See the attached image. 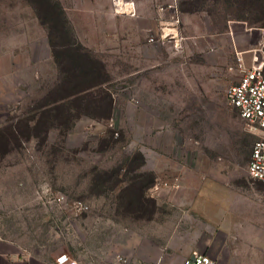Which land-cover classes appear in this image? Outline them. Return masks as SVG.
Listing matches in <instances>:
<instances>
[{
  "label": "rangeland",
  "instance_id": "374dc122",
  "mask_svg": "<svg viewBox=\"0 0 264 264\" xmlns=\"http://www.w3.org/2000/svg\"><path fill=\"white\" fill-rule=\"evenodd\" d=\"M172 4L177 41L161 37L167 25L146 31L138 72L136 57L130 66L81 49L96 68L83 82L76 70L57 76L39 59L44 50L31 40L38 11L28 0H0L1 238L49 262L65 252L86 264H119V255L146 258L133 243L150 239L143 226L183 224L201 236L212 264H264V184L247 173L261 132L225 99L237 80L228 70L232 45L222 40L225 52L216 51L224 20L263 27L264 0ZM159 174L164 180L155 181ZM164 181L177 184L151 189Z\"/></svg>",
  "mask_w": 264,
  "mask_h": 264
},
{
  "label": "crops",
  "instance_id": "0c3cea01",
  "mask_svg": "<svg viewBox=\"0 0 264 264\" xmlns=\"http://www.w3.org/2000/svg\"><path fill=\"white\" fill-rule=\"evenodd\" d=\"M56 1L62 9L69 29L71 45L74 48L76 47V51L82 48L90 56L108 55L110 53L113 56H120L124 63L130 66H132L133 59L136 57V72L141 70V65H144L146 58V46L148 45L145 43L146 31H155L154 33L157 34L161 24L167 25L169 39L177 41L176 29L174 26H170L173 24L172 0H131L136 7V15L133 16L113 14L110 10V0ZM33 18L35 22L33 26H36L38 35L37 33L32 35L31 40H39L44 50V54L39 59L48 63L52 68L54 67L58 76L60 71H64L61 65L69 66L66 49L68 44L56 42L54 34L50 32L48 25L40 22L34 12ZM224 23L228 26L217 35V53L225 52L222 40H227L232 45L231 53L234 61L236 52H242L245 61L248 63V54L245 53L261 40L264 41V28L250 27L243 19L228 18L224 20ZM29 40L28 38L27 41ZM54 51H57L56 55ZM127 71H134V67L132 69L128 68ZM159 175L155 181H161L162 177ZM190 182L193 184V181ZM200 192L202 193L203 191ZM221 213L223 214V212ZM143 227L146 229V234L152 231L149 234L151 235L150 239L145 235L143 240L135 239L132 242L140 245L137 247V251H141L146 258L141 257L137 252L139 259L132 261L128 259L129 264L130 262L131 264H184V260L191 258L194 253L205 254L199 246L201 236L189 234L191 228L193 229L192 232H196L192 225H153L152 229L147 226ZM219 227L223 231L226 230L224 224ZM151 244L152 246L154 245L153 250H150ZM253 244L256 243L254 242ZM155 246L158 248L157 251ZM161 248H163V251ZM209 258L211 261H215L214 258L210 256ZM229 260L231 259L226 257L224 264H231ZM234 262L233 264H257L247 258L245 259V257H242L240 261ZM0 264H51V262L29 255L15 242L0 237Z\"/></svg>",
  "mask_w": 264,
  "mask_h": 264
},
{
  "label": "built area",
  "instance_id": "2783aa9c",
  "mask_svg": "<svg viewBox=\"0 0 264 264\" xmlns=\"http://www.w3.org/2000/svg\"><path fill=\"white\" fill-rule=\"evenodd\" d=\"M173 8L175 5L172 4ZM111 12L113 14L136 15L135 3L131 0H111ZM179 21L178 15L172 17V22ZM162 34L161 37L169 33ZM153 41V37H150ZM245 54H248V63L245 61L242 52H236L233 65L228 70L235 71L237 80L227 86L225 90V99L227 103L235 108L239 116L251 127L258 129L261 135L253 142L250 156L247 163L248 175L264 184V41L261 40L256 46L249 48ZM177 183H167L166 181L153 185L151 189L157 190L161 186L171 188ZM64 196L58 197L63 200ZM78 210H88L89 205L82 201L74 204ZM119 264H126L128 259L123 256H117ZM51 264H86L83 261L71 257L68 253H57ZM184 264H212L209 256L205 254L194 253L192 257L186 258Z\"/></svg>",
  "mask_w": 264,
  "mask_h": 264
},
{
  "label": "trees",
  "instance_id": "16d2710c",
  "mask_svg": "<svg viewBox=\"0 0 264 264\" xmlns=\"http://www.w3.org/2000/svg\"><path fill=\"white\" fill-rule=\"evenodd\" d=\"M28 1L31 3L35 11L36 10L38 11V14L36 13V15L39 21L48 25V27L50 28V32L54 34L56 42H62V44H68V46L66 47L68 53L67 55L68 57L67 61L69 65L68 67H70L73 71L76 70L75 72L79 73L78 80L85 82V81H89L90 79H93L95 75L94 71L96 70V68H94L93 65H90L92 60L88 59L87 57L88 55L84 54L81 51L82 48L79 49V51H76V47L74 48L71 45L72 42L69 37V29L67 27L66 20L64 18L62 9L60 8L58 2L56 0H28ZM261 26H263L264 28V17L261 19ZM56 52L54 51L55 55ZM68 67L65 68L64 72L67 71L66 69ZM95 86H97V84L81 86L79 87L78 90H75L73 93L63 96L61 99L64 100V98H69L79 95L83 92L89 91L91 88Z\"/></svg>",
  "mask_w": 264,
  "mask_h": 264
}]
</instances>
